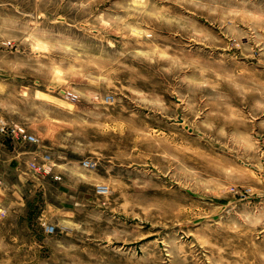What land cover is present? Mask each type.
<instances>
[{
  "label": "rangeland",
  "instance_id": "rangeland-1",
  "mask_svg": "<svg viewBox=\"0 0 264 264\" xmlns=\"http://www.w3.org/2000/svg\"><path fill=\"white\" fill-rule=\"evenodd\" d=\"M2 121L0 264H264V0H0Z\"/></svg>",
  "mask_w": 264,
  "mask_h": 264
},
{
  "label": "built area",
  "instance_id": "built-area-1",
  "mask_svg": "<svg viewBox=\"0 0 264 264\" xmlns=\"http://www.w3.org/2000/svg\"><path fill=\"white\" fill-rule=\"evenodd\" d=\"M0 132L4 134H10L13 135L14 137L22 140H26L29 142H37V137L30 133L25 126L19 125V124H8L7 122L2 121V125L0 126ZM46 159H49V155L45 156ZM44 171L45 172H50L52 169L51 166L45 164L44 166ZM50 227H48L49 230Z\"/></svg>",
  "mask_w": 264,
  "mask_h": 264
},
{
  "label": "crops",
  "instance_id": "crops-1",
  "mask_svg": "<svg viewBox=\"0 0 264 264\" xmlns=\"http://www.w3.org/2000/svg\"><path fill=\"white\" fill-rule=\"evenodd\" d=\"M22 142H23V140L15 138L12 141V143L15 144V147L14 148H12V147L10 148L8 142H2V140H1L0 145L2 146L3 150L6 151V153H7L6 156L8 157V159H9V156H11V159L8 160L10 163L12 161H15V162L19 163V161L21 159V156H23V154H22V152L18 151L17 147L20 146V144ZM10 152H11V154H10ZM15 157H16V159H15Z\"/></svg>",
  "mask_w": 264,
  "mask_h": 264
}]
</instances>
